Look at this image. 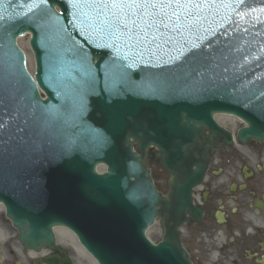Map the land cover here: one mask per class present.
<instances>
[{
    "label": "water",
    "instance_id": "95a60500",
    "mask_svg": "<svg viewBox=\"0 0 264 264\" xmlns=\"http://www.w3.org/2000/svg\"><path fill=\"white\" fill-rule=\"evenodd\" d=\"M205 7L188 16L183 9L197 8L182 5L179 19L173 16L167 28L153 29L156 39L144 42L119 29L110 34L107 20L112 17L106 20L107 9L100 14L96 5L69 0L39 6L33 0L0 3L5 140L42 141V156L49 159L44 172L28 177V191L17 198L20 204H5L6 216L26 246L52 243L51 228L63 225L77 234L98 264H190L177 229L187 213L197 214L191 193L207 166L198 144L204 142L205 130L228 143L231 138L213 115L232 114L247 124L238 131L239 142L264 141L260 79H242L248 70L234 63L228 42L219 37L231 31V23L223 28L221 7L214 12ZM175 8L166 11L171 15ZM25 31L32 34L35 77L45 100L14 44ZM203 38L206 45L200 47ZM151 146L173 176L168 197L157 191L144 163ZM99 164L106 166L105 173L96 172ZM72 174L79 178L76 194L65 184L68 180L60 182L62 175ZM156 218L162 219L164 236L153 245L145 231ZM84 219L87 243L78 229Z\"/></svg>",
    "mask_w": 264,
    "mask_h": 264
},
{
    "label": "flooded vegetation",
    "instance_id": "af4514ba",
    "mask_svg": "<svg viewBox=\"0 0 264 264\" xmlns=\"http://www.w3.org/2000/svg\"><path fill=\"white\" fill-rule=\"evenodd\" d=\"M192 202L201 218L188 217L179 230L191 264H264V146L234 144L217 150ZM0 264L95 262L64 227L54 230L53 247L42 244L32 250L24 248L11 224L2 220Z\"/></svg>",
    "mask_w": 264,
    "mask_h": 264
},
{
    "label": "snow or ice",
    "instance_id": "6c2138e0",
    "mask_svg": "<svg viewBox=\"0 0 264 264\" xmlns=\"http://www.w3.org/2000/svg\"><path fill=\"white\" fill-rule=\"evenodd\" d=\"M2 2L3 0H0V3ZM47 2L48 0H33L37 6ZM69 3H88L99 6L100 14H105L104 10L107 9L106 20L108 16L112 17V20H107L113 29L110 34H114L115 29H119L122 34L135 37L138 41L147 42L149 37L152 40L156 39L152 35L153 29L160 31L162 27L167 28V21H170L173 16L177 19L180 18L182 5L199 8L203 4L243 3V0H69ZM173 5L176 8L169 15L166 9ZM183 11L187 15H195L191 9H183ZM103 47H108V45H103ZM4 103V99L0 98V106ZM5 127L4 122L0 121V142L3 141Z\"/></svg>",
    "mask_w": 264,
    "mask_h": 264
},
{
    "label": "rangeland",
    "instance_id": "374dc122",
    "mask_svg": "<svg viewBox=\"0 0 264 264\" xmlns=\"http://www.w3.org/2000/svg\"><path fill=\"white\" fill-rule=\"evenodd\" d=\"M20 44L24 46L27 55L29 57V71L31 73H33L34 71V63H33V58L31 55V52L28 49V38H23L22 40H20ZM217 122L220 123L221 125L225 126L228 130H230L232 133H235L241 126L242 124L240 123H236V127L233 129V127H229L227 125H225L222 120H218ZM264 145V144H263ZM152 151H148V154L151 155ZM148 167L152 173V177H153V181L155 183V185L157 186V188L163 193L165 194V192L167 191V180H168V175L163 171V169L161 168L159 161L157 160H151L148 163ZM100 172L104 171V168H100L99 169ZM161 235H162V226L160 221H156L155 224L147 231V237L154 243L160 241L161 239Z\"/></svg>",
    "mask_w": 264,
    "mask_h": 264
},
{
    "label": "bare ground",
    "instance_id": "6f19581e",
    "mask_svg": "<svg viewBox=\"0 0 264 264\" xmlns=\"http://www.w3.org/2000/svg\"><path fill=\"white\" fill-rule=\"evenodd\" d=\"M19 46H20L21 49H24L23 45L19 44ZM25 57H26V66H27V69H28L29 68L28 67L29 66V57L27 55ZM214 119L216 120V122H217V119L220 120V121L222 120V122L225 125L231 126L233 128H235L237 126L236 123H242V121L240 119H238L236 117H233L232 115H227V114H225V115H223V114L222 115H216L214 117ZM100 168H104V167L99 166V167L96 168V170L99 171ZM0 214H2V205H1V203H0ZM57 232H58L59 235H65L61 231H57Z\"/></svg>",
    "mask_w": 264,
    "mask_h": 264
}]
</instances>
